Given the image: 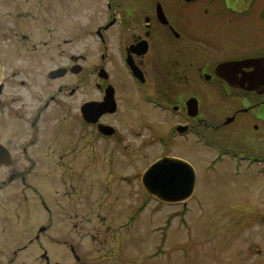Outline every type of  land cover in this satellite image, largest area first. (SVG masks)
Returning <instances> with one entry per match:
<instances>
[{
    "label": "flooded vegetation",
    "instance_id": "1",
    "mask_svg": "<svg viewBox=\"0 0 264 264\" xmlns=\"http://www.w3.org/2000/svg\"><path fill=\"white\" fill-rule=\"evenodd\" d=\"M232 129L264 137V0H0V264H121L129 241L79 229L118 196L158 209L142 174L187 159L168 146L251 184L264 152L215 141Z\"/></svg>",
    "mask_w": 264,
    "mask_h": 264
},
{
    "label": "rangeland",
    "instance_id": "2",
    "mask_svg": "<svg viewBox=\"0 0 264 264\" xmlns=\"http://www.w3.org/2000/svg\"><path fill=\"white\" fill-rule=\"evenodd\" d=\"M234 132L237 133V141L231 139ZM150 134L152 132L146 129L148 140H152ZM246 137L248 134L244 130L232 129L226 136H218L215 141L264 152V137L248 142L245 141ZM159 147L154 141L150 146L152 156L143 163H138L135 169L129 165L130 175L139 173L149 160L160 155ZM189 148L190 146L183 150L179 147L174 150L168 146V151L162 152L172 150L171 154L184 156L195 168V190L185 204H159L157 209L156 202L146 197L144 209H133L139 199H143V195H131L125 201L123 196H118L113 210L100 207L99 216L94 213L91 221L85 223L87 227L79 229L80 234L96 232L100 236L115 235L121 241H129L126 245L117 246L121 254L115 252L109 255L112 261L120 258L121 264L122 261L123 264H264V228L261 224L256 225L251 218L255 207L260 209L259 213H263L264 175L250 178L252 181L248 185L239 181L238 177L230 182L229 161L223 162L216 170L208 171L206 163L214 151L207 153L201 148L197 152L190 151ZM3 171H10V168ZM120 182L114 180V183ZM131 188H139L137 179L133 180ZM43 219V216L36 217L35 225L44 222ZM119 221H124L123 227H119ZM107 227L109 230H106ZM54 230L59 231V228L53 227L46 234ZM18 232L16 230L15 235ZM154 245H159L155 247V251ZM46 249L57 260L62 252L68 251L58 244ZM39 250L40 248L36 249Z\"/></svg>",
    "mask_w": 264,
    "mask_h": 264
},
{
    "label": "water",
    "instance_id": "3",
    "mask_svg": "<svg viewBox=\"0 0 264 264\" xmlns=\"http://www.w3.org/2000/svg\"><path fill=\"white\" fill-rule=\"evenodd\" d=\"M237 64L239 65L235 62H226L221 64V67L237 66ZM142 182L157 199L175 203L184 201L191 196L196 183V175L193 167L187 161L164 156L144 171Z\"/></svg>",
    "mask_w": 264,
    "mask_h": 264
}]
</instances>
